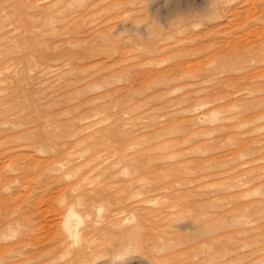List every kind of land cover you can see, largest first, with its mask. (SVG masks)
<instances>
[{
  "label": "rangeland",
  "instance_id": "obj_1",
  "mask_svg": "<svg viewBox=\"0 0 264 264\" xmlns=\"http://www.w3.org/2000/svg\"><path fill=\"white\" fill-rule=\"evenodd\" d=\"M0 264H264V0H0Z\"/></svg>",
  "mask_w": 264,
  "mask_h": 264
},
{
  "label": "bare ground",
  "instance_id": "obj_2",
  "mask_svg": "<svg viewBox=\"0 0 264 264\" xmlns=\"http://www.w3.org/2000/svg\"><path fill=\"white\" fill-rule=\"evenodd\" d=\"M70 211V210H69Z\"/></svg>",
  "mask_w": 264,
  "mask_h": 264
}]
</instances>
